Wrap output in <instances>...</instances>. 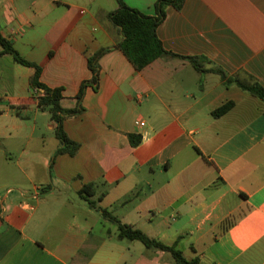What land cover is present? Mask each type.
<instances>
[{
  "label": "crops",
  "instance_id": "crops-1",
  "mask_svg": "<svg viewBox=\"0 0 264 264\" xmlns=\"http://www.w3.org/2000/svg\"><path fill=\"white\" fill-rule=\"evenodd\" d=\"M157 1L122 0L147 17ZM180 1L156 29L166 54L137 70L115 48L117 0H0L2 37L65 108L109 50L63 123L74 156H55L35 70L0 56V264H173L118 240L79 195L89 184L99 208L188 260L264 264V102L237 84L264 87V0Z\"/></svg>",
  "mask_w": 264,
  "mask_h": 264
},
{
  "label": "trees",
  "instance_id": "trees-1",
  "mask_svg": "<svg viewBox=\"0 0 264 264\" xmlns=\"http://www.w3.org/2000/svg\"><path fill=\"white\" fill-rule=\"evenodd\" d=\"M117 3L118 8L108 14L109 21L119 30V33L122 37L121 41L115 46V48L119 49L137 70H141L154 59L166 54L156 36V29L165 18L166 7L173 6L175 9H179L181 7V1L158 0L155 4V17L144 16L137 10L127 7L122 2V0H117ZM0 48V56L8 54L12 57L15 63L25 67L33 68L35 70V73L30 80V86L43 91V95L38 100V107L41 110L48 112L50 122L55 126L54 134L60 143V148L55 152V156L61 154L74 156L79 148V145L75 142H72L67 137L63 129V123L66 119L78 116L82 113L83 108L81 106V101L84 95V90L89 84L92 85L94 90L97 89L99 73L98 60L109 50H99L88 58V68L92 73V78L90 82H84L81 84L78 94L74 98V107L65 108L62 105V101L64 100L63 90L61 88L51 89L44 86L39 81L41 68L36 64L23 59L14 49L12 44L2 37L1 33ZM218 74L222 80H224L226 83H229V80L223 73L218 72ZM237 84L241 89L264 102V87L258 84ZM231 105L232 104H227L223 106L221 109L215 112V115L226 112L231 107ZM129 138L132 145H136L138 143V141H133V136H130ZM92 189L93 185H85L80 190L79 195L87 202L89 208L99 211L105 220L116 225L118 240L138 241L146 249L166 252L170 254L173 264H200L197 258L191 260L186 259L182 252L176 248V246H168L153 238H150L141 230L134 228L131 225L122 223L110 212L99 208L96 201L89 199L93 197V194L90 193Z\"/></svg>",
  "mask_w": 264,
  "mask_h": 264
},
{
  "label": "rangeland",
  "instance_id": "rangeland-1",
  "mask_svg": "<svg viewBox=\"0 0 264 264\" xmlns=\"http://www.w3.org/2000/svg\"><path fill=\"white\" fill-rule=\"evenodd\" d=\"M125 242H126V240H125ZM185 255H188V251L187 250H185Z\"/></svg>",
  "mask_w": 264,
  "mask_h": 264
},
{
  "label": "built area",
  "instance_id": "built-area-1",
  "mask_svg": "<svg viewBox=\"0 0 264 264\" xmlns=\"http://www.w3.org/2000/svg\"><path fill=\"white\" fill-rule=\"evenodd\" d=\"M141 126H143V123H140Z\"/></svg>",
  "mask_w": 264,
  "mask_h": 264
}]
</instances>
